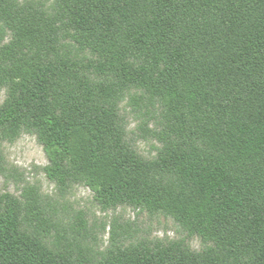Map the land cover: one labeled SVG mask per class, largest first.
I'll return each instance as SVG.
<instances>
[{
  "label": "trees",
  "instance_id": "1",
  "mask_svg": "<svg viewBox=\"0 0 264 264\" xmlns=\"http://www.w3.org/2000/svg\"><path fill=\"white\" fill-rule=\"evenodd\" d=\"M61 5L82 42L107 58L103 70H119L161 98L179 142L155 162L136 158L112 114L72 91L62 77L66 66L50 60L54 27L7 0H0V21L13 37L0 51V84L10 86L0 128L33 130L57 184L73 173L99 203L164 212L212 246L201 253L182 244L144 246L102 264H264V0ZM23 50L41 62L12 64ZM132 57L144 64L134 73L124 65ZM153 173H173L181 189L152 182ZM0 264L82 263L22 233L16 202L8 200L0 212Z\"/></svg>",
  "mask_w": 264,
  "mask_h": 264
},
{
  "label": "rangeland",
  "instance_id": "2",
  "mask_svg": "<svg viewBox=\"0 0 264 264\" xmlns=\"http://www.w3.org/2000/svg\"><path fill=\"white\" fill-rule=\"evenodd\" d=\"M7 1L21 12L40 13L54 27L56 43L50 60L57 67L66 66L62 77L72 91L79 90L112 114L124 146L136 158L155 162L171 144L179 142L161 98L134 81L122 79L119 70H103L107 58L82 42L61 0ZM12 37V30L0 21V51ZM41 60L35 51L23 50L12 64ZM124 65L131 73L144 67L134 57ZM154 77L145 74L146 79ZM9 88L8 84H0V110ZM197 143L201 150H207L203 141ZM48 167L33 130L26 126L14 131L0 128V212L6 201H15L20 231L37 239L51 254L68 256L75 263L102 264L119 251L131 252L144 246L182 244L196 253L212 247L189 235L164 212H149L129 203H99L93 190L73 173L61 186L48 177ZM150 180L175 191L182 187L173 173H153Z\"/></svg>",
  "mask_w": 264,
  "mask_h": 264
}]
</instances>
